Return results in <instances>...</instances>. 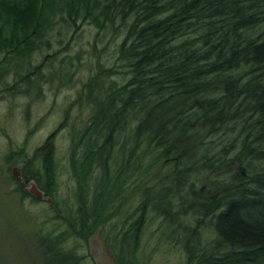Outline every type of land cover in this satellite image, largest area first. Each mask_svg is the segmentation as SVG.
Instances as JSON below:
<instances>
[{
  "label": "trees",
  "instance_id": "trees-1",
  "mask_svg": "<svg viewBox=\"0 0 264 264\" xmlns=\"http://www.w3.org/2000/svg\"><path fill=\"white\" fill-rule=\"evenodd\" d=\"M80 23L122 38L112 63L86 61L69 199L56 201L53 134L11 176L22 200L34 181L53 202L42 263L86 264L71 244L98 234L116 264H146L157 220L154 251L178 246L184 264H264V0H0V97L65 75L69 58L41 55Z\"/></svg>",
  "mask_w": 264,
  "mask_h": 264
},
{
  "label": "rangeland",
  "instance_id": "rangeland-1",
  "mask_svg": "<svg viewBox=\"0 0 264 264\" xmlns=\"http://www.w3.org/2000/svg\"><path fill=\"white\" fill-rule=\"evenodd\" d=\"M116 23H119L118 20ZM75 33L73 37L70 33L61 36L60 45L57 42L59 38L54 37L49 50L41 55L50 57L56 52L59 59L69 58L71 65L66 70L67 75L61 74L60 79L47 84L43 82L39 90H29L17 96L4 93L5 96L0 97V264H43L37 236L39 233H58L61 226L52 219L54 212L49 203L34 202L29 197L21 199L14 191L17 186L11 179L12 171L16 168L23 181L24 157L31 158L35 150L53 134L58 174L56 201L63 207L74 187L67 172L71 129H77L87 115L85 109L76 104L77 95L89 77L86 61L98 57V60L112 63L115 45L122 38L111 40L113 34L106 36L89 23L78 24ZM70 36L69 45L67 39ZM95 39L97 49L93 52L91 46ZM65 44L70 51L60 54L59 49ZM79 52L81 57L78 62L75 55ZM41 56L35 57V65L39 64ZM20 64L17 60L8 67L13 69L15 65L16 71ZM45 74L46 71L42 77L47 80ZM19 150L26 156L21 157ZM158 223L155 220L148 226L142 237L139 257L146 260V264H184V256L178 246L164 243L154 251L156 242L153 236ZM73 246H77L78 253L85 256L86 264H116L113 249L98 234L91 236L87 243H72Z\"/></svg>",
  "mask_w": 264,
  "mask_h": 264
},
{
  "label": "water",
  "instance_id": "water-1",
  "mask_svg": "<svg viewBox=\"0 0 264 264\" xmlns=\"http://www.w3.org/2000/svg\"><path fill=\"white\" fill-rule=\"evenodd\" d=\"M12 177L16 181H21V178L19 177V173L16 168L13 169L12 171ZM24 190L29 196L34 198L36 201L38 202L44 201L49 203L51 206L53 205L51 198L45 197L43 192L40 189H38L34 181L28 182Z\"/></svg>",
  "mask_w": 264,
  "mask_h": 264
}]
</instances>
